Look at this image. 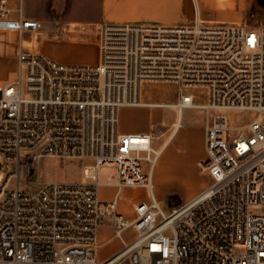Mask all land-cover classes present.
Returning a JSON list of instances; mask_svg holds the SVG:
<instances>
[{
	"label": "built area",
	"instance_id": "obj_1",
	"mask_svg": "<svg viewBox=\"0 0 264 264\" xmlns=\"http://www.w3.org/2000/svg\"><path fill=\"white\" fill-rule=\"evenodd\" d=\"M17 1L13 9L0 0V32L19 37L16 76L0 83V157L16 180L43 158L81 161V179L37 191L0 186V264H264V26L102 23L99 61L65 64L22 50V34L39 23ZM158 83L175 85L176 101H146L144 85ZM125 107L175 110L170 137L184 109L201 113L198 167L210 181L200 194L163 208L154 196L156 137L120 133ZM102 168L115 171L110 200L99 194ZM124 187L149 194L132 217L119 210ZM107 219L123 247L96 260Z\"/></svg>",
	"mask_w": 264,
	"mask_h": 264
},
{
	"label": "crops",
	"instance_id": "obj_2",
	"mask_svg": "<svg viewBox=\"0 0 264 264\" xmlns=\"http://www.w3.org/2000/svg\"><path fill=\"white\" fill-rule=\"evenodd\" d=\"M261 1L65 0L67 5L63 8L64 12L54 13L50 8H52L53 2L59 3V0H22V16L37 21L39 27L31 31H25L22 34L21 47L26 53L46 55L65 64H96L99 61V37L102 23L176 26L199 19L205 22L246 24L257 27L264 26V4ZM17 5V0H11L13 9ZM11 33H13L11 34L12 42L10 43L12 60L10 65H7L5 70H3L4 72L0 76V83H7L16 76L17 42L19 37L15 32ZM125 108L146 109L145 107ZM172 123H169V128ZM169 128L166 129V132H160L161 130L155 132L156 130L150 125L147 131L120 129V133H149L156 137L155 141L166 134L161 145L155 147L158 150L162 148V153L170 148V144L173 142L179 130L178 128L170 137ZM196 136L198 137L197 142L193 140V137ZM193 145L198 146L196 153L192 152ZM204 156V129L203 124H201L200 127L191 128L183 132L180 136L179 143L169 149L166 166L161 170L159 169L158 172H175L179 170L185 176L191 175V172L196 170L198 162ZM80 179L81 167L80 176L77 180ZM112 186L116 189L115 184ZM124 188L120 192L130 191ZM113 196V194H110L100 197L110 200ZM137 200H133V203ZM119 210L129 217L132 207L130 210L119 207ZM108 231L113 233V222L111 219H107L99 228V243L97 248L103 243L101 240L103 236L107 237ZM132 237L133 231H126L124 233V242L131 241ZM113 239L111 237L109 241ZM117 241V246L111 252L101 253L99 260L110 258L123 247V242L118 239Z\"/></svg>",
	"mask_w": 264,
	"mask_h": 264
},
{
	"label": "rangeland",
	"instance_id": "obj_3",
	"mask_svg": "<svg viewBox=\"0 0 264 264\" xmlns=\"http://www.w3.org/2000/svg\"><path fill=\"white\" fill-rule=\"evenodd\" d=\"M261 2L264 4L263 0ZM66 5L67 3H65V0H59V3H52V8H50V10L54 13H62L64 12L63 8ZM11 34L13 33L0 32V76L4 72L3 70H5V67L10 65L12 60V50L10 47V43L12 42ZM143 96L146 101L171 103L176 101L177 89L176 86L172 84H147L144 85ZM176 116V111L171 108H121L119 111L118 130L119 132L120 129L147 131L149 126L154 124L155 128L153 129L156 130L155 132H157V130H161L160 132H166V129L169 128V123L176 121ZM202 121L201 113L192 109H184L181 115L179 130L173 142L170 144L169 149L179 143L180 136L184 131L200 127V125L203 124ZM165 136L166 134L160 137L159 140L153 141L154 148L161 145ZM193 140L197 142L198 137H193ZM169 149L161 153L154 169V196L162 204L165 210H167L168 207L187 202L194 198L207 187L210 181V178L199 167L192 171L191 175L187 176L183 175L179 170L175 172H158L159 169L161 170L166 166ZM197 151L198 146L193 145L192 152L196 153ZM80 164L81 161L76 159L59 160L51 158H43L35 162H26L25 165L18 170V179L16 180V178L10 177L12 172L16 171V167L9 163H5L0 157V186L2 184H8L7 186L15 187L18 181V185L21 188L30 191H37L44 182L56 180L75 181L80 176ZM98 180L100 183L99 193L101 197L115 194L116 189L112 185L116 182V175L113 169H100L98 171ZM124 189L130 191L119 192V207L130 210L131 207L133 208V200L142 199L146 202L149 201V194L145 189ZM130 216H133L132 211ZM110 237H112V233L108 231L107 238ZM117 244V239L101 243V245L95 249L96 260H99L101 253L111 252Z\"/></svg>",
	"mask_w": 264,
	"mask_h": 264
},
{
	"label": "bare ground",
	"instance_id": "obj_4",
	"mask_svg": "<svg viewBox=\"0 0 264 264\" xmlns=\"http://www.w3.org/2000/svg\"><path fill=\"white\" fill-rule=\"evenodd\" d=\"M163 103H166V102H163ZM176 122H177V121H176ZM177 124H178V123H177ZM180 124H181V122H180ZM179 127H180V126H179ZM161 149H162V148H161ZM161 149H159V150L157 149V150H156V154L158 155V157L160 156V153H161V151H162ZM9 180H10V179H9ZM2 185H3V184H2ZM7 185H8V184H7ZM135 190H139V188H135Z\"/></svg>",
	"mask_w": 264,
	"mask_h": 264
}]
</instances>
